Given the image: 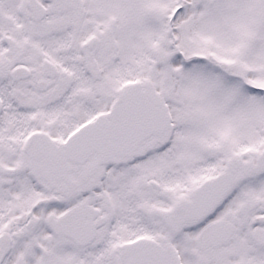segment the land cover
Instances as JSON below:
<instances>
[{"label":"snow or ice","instance_id":"6c2138e0","mask_svg":"<svg viewBox=\"0 0 264 264\" xmlns=\"http://www.w3.org/2000/svg\"><path fill=\"white\" fill-rule=\"evenodd\" d=\"M0 264H264V0H0Z\"/></svg>","mask_w":264,"mask_h":264}]
</instances>
